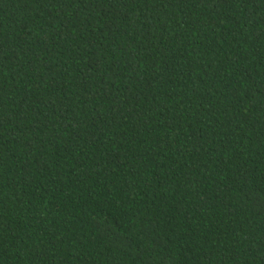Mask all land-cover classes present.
I'll list each match as a JSON object with an SVG mask.
<instances>
[{
	"label": "trees",
	"instance_id": "obj_1",
	"mask_svg": "<svg viewBox=\"0 0 264 264\" xmlns=\"http://www.w3.org/2000/svg\"><path fill=\"white\" fill-rule=\"evenodd\" d=\"M0 264H264V0H0Z\"/></svg>",
	"mask_w": 264,
	"mask_h": 264
}]
</instances>
